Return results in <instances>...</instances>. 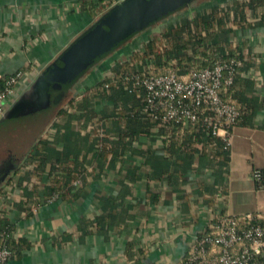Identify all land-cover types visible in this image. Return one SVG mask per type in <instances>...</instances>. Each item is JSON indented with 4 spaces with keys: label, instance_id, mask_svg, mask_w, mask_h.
<instances>
[{
    "label": "trees",
    "instance_id": "16d2710c",
    "mask_svg": "<svg viewBox=\"0 0 264 264\" xmlns=\"http://www.w3.org/2000/svg\"><path fill=\"white\" fill-rule=\"evenodd\" d=\"M197 1L193 0L190 5L141 30L94 62L75 81L50 92L49 99L56 97L58 92L63 93L55 102V119L31 146L24 158L28 170L17 184L22 189L17 207L27 217L44 203L75 202L87 197L89 180H106L110 172L121 174L119 194L99 196L101 213L85 220L86 226L82 229L85 236L108 237L111 231H121L133 217L134 206L129 204L132 198L127 187L142 180L147 183L155 203L160 201L159 189L170 190L185 204L190 203L189 195L199 194L214 213L227 216L218 211L217 200L224 192L230 146L211 133L204 121L206 115L196 122L160 127L144 113L146 90L136 87L131 80L132 77L152 78L167 73H174L183 80L193 71L214 68L220 59L237 60L241 65L235 68L238 74L234 83L223 87L221 94L225 101L240 110L239 126L251 125L260 106L259 99L254 96L256 82L250 74L254 65L236 40L233 27L264 28V0H232L226 6L220 5L219 0H211L210 6L205 8L195 7ZM113 3L115 0H95L84 2V7L95 17ZM188 7L193 9L192 18L187 15ZM158 23L164 28L144 39L141 48L130 54L129 62H113L104 78H98L94 85L76 95L71 93L89 71ZM11 76L0 80V91ZM202 171L212 172L216 183L208 186L197 182L192 194L185 193L187 174ZM262 173L264 175V171ZM257 186L260 188L259 184ZM249 222L264 225V219L256 217ZM209 232L212 234L214 230L199 235ZM0 235V248L10 252L8 262L22 260L32 248L25 237L14 235L4 211L0 212ZM133 248L130 260L132 256L145 257L143 248ZM256 264H262L261 259Z\"/></svg>",
    "mask_w": 264,
    "mask_h": 264
},
{
    "label": "crops",
    "instance_id": "0c3cea01",
    "mask_svg": "<svg viewBox=\"0 0 264 264\" xmlns=\"http://www.w3.org/2000/svg\"><path fill=\"white\" fill-rule=\"evenodd\" d=\"M91 1L95 0H0V80L22 70L29 72L20 86V95L6 109V113L13 110L12 114L0 122L2 131L21 133L20 139H12L0 150V212H5L14 235L25 237L32 248L22 260L6 264H180L191 241L208 222L209 207L199 194L189 195L190 203L185 204L170 190L159 189L160 201L155 203L145 180L134 182L127 187L132 198L129 204L134 206L133 217L121 231H111L108 237L85 236L82 229L86 226L85 220L101 213L99 196L119 194V172L108 173L103 181L89 180L87 197L75 202L44 203L31 217L17 207L22 197V189L17 184L28 170L24 158L36 139L53 123L55 102L63 93L58 92L43 108V101L35 104V101L20 99L46 66L118 3L115 0L94 17L84 7V2ZM233 29L236 40L252 58L254 67L250 74L256 82L254 96L260 106L250 126H239L233 131L224 192L217 200L218 211L232 217L261 218L264 217V188L257 186L253 172L264 171V28L234 26ZM157 31L155 27L119 47L81 78L71 93L76 95L94 85L116 59L130 56L144 39ZM127 163L132 164L130 160ZM187 177L189 180L183 187L187 194L194 192L197 182L208 186L216 183L208 171L190 172ZM131 247L143 248L145 257L132 256L130 260Z\"/></svg>",
    "mask_w": 264,
    "mask_h": 264
},
{
    "label": "built area",
    "instance_id": "2783aa9c",
    "mask_svg": "<svg viewBox=\"0 0 264 264\" xmlns=\"http://www.w3.org/2000/svg\"><path fill=\"white\" fill-rule=\"evenodd\" d=\"M141 45L132 52L139 50ZM129 60V56H124L114 63ZM240 65L234 59H220L214 68L193 71L183 80L174 73L152 78L132 77L131 80L136 87L141 86L146 90L144 113L157 121L160 127L196 122L200 116L206 115L204 121L211 133L230 146L233 131L241 121V112L235 105L225 101L221 89L234 83L238 74L235 68ZM107 72L103 71L100 79ZM28 76L27 71L17 72L0 91V121L9 104L20 95V86ZM263 178L262 171L254 170L253 179L260 188H264ZM207 211L208 222L200 233L211 230L214 233L197 234L180 264H256L259 259L264 264V225H251L249 221L254 216L233 219L229 216L220 217L210 208ZM9 258L10 252L0 248V264L8 263Z\"/></svg>",
    "mask_w": 264,
    "mask_h": 264
},
{
    "label": "water",
    "instance_id": "95a60500",
    "mask_svg": "<svg viewBox=\"0 0 264 264\" xmlns=\"http://www.w3.org/2000/svg\"><path fill=\"white\" fill-rule=\"evenodd\" d=\"M193 0H119L37 76L20 100L48 105L50 92L64 87L94 62L141 30ZM45 99V101H44ZM8 111L0 122L12 114Z\"/></svg>",
    "mask_w": 264,
    "mask_h": 264
},
{
    "label": "rangeland",
    "instance_id": "374dc122",
    "mask_svg": "<svg viewBox=\"0 0 264 264\" xmlns=\"http://www.w3.org/2000/svg\"><path fill=\"white\" fill-rule=\"evenodd\" d=\"M209 1H211V0H198L195 3V7L203 5V3H205L204 7L210 6L208 4ZM230 1H232V0H219L218 3L220 5H222V6H226L228 3H230ZM242 1H244V0H242ZM188 8L190 10V11H188L189 12L188 13V15H189L188 17L192 18L193 15H194L193 9L191 11V8L190 7H188ZM163 28H164L163 24L158 23L157 26H156V29L158 30L157 33L160 32ZM16 138H18V139L21 138V133L18 130H15V131L13 130V131L9 132V130L8 131H2L0 129V150H1L2 147L5 148L6 146H8L9 143L12 142V139H14V141H16L15 140Z\"/></svg>",
    "mask_w": 264,
    "mask_h": 264
}]
</instances>
